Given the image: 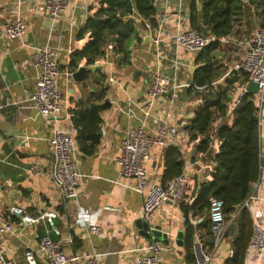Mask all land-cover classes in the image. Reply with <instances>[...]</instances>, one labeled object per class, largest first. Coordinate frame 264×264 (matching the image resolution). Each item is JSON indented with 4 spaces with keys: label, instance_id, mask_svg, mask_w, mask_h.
<instances>
[{
    "label": "crops",
    "instance_id": "crops-1",
    "mask_svg": "<svg viewBox=\"0 0 264 264\" xmlns=\"http://www.w3.org/2000/svg\"><path fill=\"white\" fill-rule=\"evenodd\" d=\"M193 1L200 7L203 5L201 0H156L157 26L136 16L141 40L133 41L130 62H121V55L109 45L105 48V56L95 63L102 68L88 70L83 83L68 75L69 71L74 74L79 70L71 71L70 55L81 45L78 33L88 16L99 7L100 0H69L68 8L57 18L47 13L45 0H0V33L8 22L18 17L24 18L27 24L22 38L0 40L4 52L0 57V214L14 226L12 232L2 234L5 253L14 264H28L24 253L29 247L37 248L42 236L60 240L69 255L112 252L102 258L100 264H135L138 256L151 252L144 249L151 243L139 234L136 223L143 217L144 196L124 186L134 180L120 176L115 160L120 154L121 140L130 127L143 124L149 133L163 122L178 127L179 133L169 139V145L152 147L146 164L148 177L151 183H163L168 149L171 146L179 149L183 171L193 177L185 204L193 201L198 184L206 177L203 170L211 165L212 152L216 151L212 146L209 152L200 155L198 140H192L187 129L202 104L201 97L204 102L203 88L190 90L195 70L210 60L221 76L212 84L214 89L225 86L229 76H241V70L235 67L244 58L255 31L264 23L258 0H243V9L230 34L225 36L226 41L220 40L218 47L208 53L188 51L175 43L174 35L192 28L190 8ZM208 36L215 38L212 33ZM47 44L59 50L61 74L58 83L63 90L64 109L57 124L28 101L41 73L32 64V53L37 46ZM154 70L162 71L180 86L151 99L148 84ZM245 84L241 79L235 81L228 90L230 99ZM103 90L104 100L97 101L107 104L101 111L100 144L95 153L89 155L77 143L75 159L85 176L80 196L66 199L48 174L52 158L50 138L56 125L74 127L70 109L77 100ZM230 101L227 100L228 105ZM261 115L263 118L264 107ZM233 118H229L230 123ZM220 120L218 117L214 125ZM261 146L264 149V125ZM33 164L44 173L40 176L30 173ZM251 192L257 196L252 207L264 208V182L253 183ZM15 205L24 208V214L32 217H39L45 211L55 212L56 216L52 220L40 218L38 222L23 225L21 216L9 213ZM80 208L92 214L98 232L76 224ZM189 217L191 221H198L194 240L199 237L205 244L211 241L209 214H190ZM151 222L161 225L163 231H172L168 244L159 243L161 263L189 264L186 259L187 225L181 205H163ZM236 230L237 226L234 234L230 232L215 251L211 264H224L231 256ZM179 231H183L182 245L175 240ZM254 260L250 252L245 264H254Z\"/></svg>",
    "mask_w": 264,
    "mask_h": 264
},
{
    "label": "trees",
    "instance_id": "trees-1",
    "mask_svg": "<svg viewBox=\"0 0 264 264\" xmlns=\"http://www.w3.org/2000/svg\"><path fill=\"white\" fill-rule=\"evenodd\" d=\"M155 1L100 0L99 7L88 16L78 33L81 45L71 52L69 62L71 71L81 66H94L105 56V48L109 45H112L114 52L121 55V62L129 63L133 41L141 40L136 26V16L149 20L153 26L158 25L155 18L157 13ZM201 1L203 3L201 7L196 1L192 2L190 23L192 29L203 32L206 36L212 33L216 37V40L201 50L208 53L218 47L219 38L230 34L237 15L243 9V0ZM258 2L264 16V0ZM261 29L264 30V23ZM209 61L199 66L193 76L194 82L190 90L195 87L203 88L204 102L200 105L195 118L187 125V129L190 131L191 139L198 140L197 151L200 155L209 152L212 146L216 147V151L212 152L210 171L204 181L198 184L193 201L181 204L187 225L186 259L189 264H196L193 252L195 230L189 215L209 214L210 197L215 196L224 201L227 219L237 226L232 243L233 255L227 257L224 264H245L248 244L253 233V219L250 210L243 207V204L251 192L252 184L260 174L259 106L253 93L245 94L234 112L233 122L230 123L229 118H225L228 110L227 100H230L229 87L239 79L246 83L248 74L241 70V76H229L225 80V86L214 89L212 84L221 76ZM104 95L105 90L100 93L91 92L94 99L91 96L81 98L70 109L73 125L77 129L78 146L89 155L95 153L101 141L99 133L101 111L107 104H98L97 101L104 100ZM218 117H221V120L214 125ZM166 166L163 183L183 171L179 149L173 146L168 149ZM234 214L235 218L232 217ZM207 222L210 231V219ZM213 245L211 237V241L206 242L205 246L210 250Z\"/></svg>",
    "mask_w": 264,
    "mask_h": 264
},
{
    "label": "built area",
    "instance_id": "built-area-1",
    "mask_svg": "<svg viewBox=\"0 0 264 264\" xmlns=\"http://www.w3.org/2000/svg\"><path fill=\"white\" fill-rule=\"evenodd\" d=\"M46 10L52 18L60 16L69 5V0H45ZM26 20L18 17L10 21L0 33V40L10 41L23 37L26 32ZM226 41V38H219ZM216 40L204 35L203 32L189 28L178 31L174 35L175 43L188 51L199 52L211 41ZM112 47V45H110ZM3 50L0 46V57L3 56ZM32 64L41 70L38 79L35 82L34 89L28 97V101L42 114L51 116L56 124L59 122V116L62 114L63 90L58 83V77L61 74L59 62V50L51 45L37 46L31 56ZM238 70L245 71L248 74V81L242 86L240 91L230 100L225 118H233L234 112L241 100L247 93L250 81L258 83L259 91L254 94L259 106V124L260 129L264 125V117L261 113L264 107V30H256L247 47L244 58L235 67ZM73 76V72H68ZM180 86L162 71L154 70L148 84V95L155 99L160 95L170 92L174 87ZM203 103V98L200 100ZM2 108V105H0ZM149 114V111H147ZM216 131V128L214 129ZM76 133L77 129L63 128L59 125L53 130L50 138L51 145V163L48 174L52 177L58 188L64 194L66 199H77L80 196L84 174L79 169L75 159L76 153ZM179 133L176 126L168 123L157 125L153 133H149L145 125L130 127L125 132L120 145V154L116 157V163L119 166L120 176L127 180L133 179L134 182L124 183L128 189L134 190L144 196L143 218L151 220L153 215L165 204L180 206L187 200L190 187L193 183V177L186 171L175 176L166 183H151L148 177L147 161L150 158L153 146H167L169 139L175 138ZM260 174L254 182L259 185L264 182V149L260 148ZM211 166V165H210ZM208 165L203 172L208 174L210 171ZM30 173L40 176L44 171L33 164ZM257 196L250 192L243 207H247L253 219V233L251 235L247 254L254 255V264H264V208L261 206L252 207V202ZM11 215L21 216V223L27 225L32 222H38L40 218L52 220L56 216L55 212L45 211L39 217H32L24 214V208L21 206H11L9 209ZM236 217V214L232 216ZM232 218V219H233ZM210 233L214 242L213 247L208 250L204 241L196 237L193 245V252L196 257V264H211L215 251L226 240L228 236L230 223L224 211V201L215 196L210 197L209 206ZM76 224L82 227H88L92 232H98V225L94 223L92 214L83 208L78 211ZM194 228L198 221L192 220ZM13 224L0 214V264H14L4 249L2 234L12 232ZM144 249L151 252L137 257L135 264H162L160 259L159 243H151ZM112 252H92L85 254L69 255L58 239L50 236H42L39 239L37 248L29 247L25 253V259L28 264H100V260ZM233 255V251H231Z\"/></svg>",
    "mask_w": 264,
    "mask_h": 264
},
{
    "label": "water",
    "instance_id": "water-1",
    "mask_svg": "<svg viewBox=\"0 0 264 264\" xmlns=\"http://www.w3.org/2000/svg\"><path fill=\"white\" fill-rule=\"evenodd\" d=\"M101 68L102 66L99 64H95L92 67L81 66V68H79V70H77L73 74V78L76 81L85 83V76L88 70H95ZM248 89L253 94L258 93L259 91L258 83H256L255 81H250V83L248 84ZM136 223L137 226L139 227V234L146 237L149 243L168 244L171 241V237H172V231H170L171 229L167 231H163V227L161 225L154 224L153 222H151V220H146L143 217L139 218ZM235 226L236 225L234 223L230 224L229 228L231 234H234ZM175 240L176 243L180 245L183 244V231H179L177 233Z\"/></svg>",
    "mask_w": 264,
    "mask_h": 264
},
{
    "label": "rangeland",
    "instance_id": "rangeland-1",
    "mask_svg": "<svg viewBox=\"0 0 264 264\" xmlns=\"http://www.w3.org/2000/svg\"><path fill=\"white\" fill-rule=\"evenodd\" d=\"M229 221V220H228ZM229 223L231 224V221H229Z\"/></svg>",
    "mask_w": 264,
    "mask_h": 264
}]
</instances>
